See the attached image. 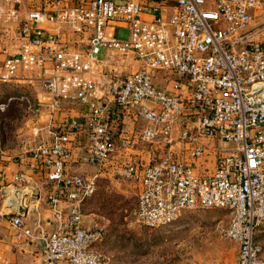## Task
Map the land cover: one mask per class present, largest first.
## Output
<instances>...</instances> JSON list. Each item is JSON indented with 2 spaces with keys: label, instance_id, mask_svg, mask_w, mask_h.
<instances>
[{
  "label": "built area",
  "instance_id": "built-area-1",
  "mask_svg": "<svg viewBox=\"0 0 264 264\" xmlns=\"http://www.w3.org/2000/svg\"><path fill=\"white\" fill-rule=\"evenodd\" d=\"M24 2L0 0V85L36 84L43 98L37 105L52 117L66 102L84 109L83 120L33 149L51 185L56 229L38 220L34 230L8 213L18 241H42L38 264H110L97 248L102 231L84 222L98 175L70 172L66 161L71 134L80 130L88 136L89 162L102 165L118 152L111 102L145 122L121 150L155 142L171 147L175 130L194 159L216 150L211 173L172 155L125 163L122 176L139 184L136 221L158 228L186 210L224 209V235L239 246L238 264H264L256 237L264 224V0H49L51 9H25ZM111 21L124 23L128 37L107 35ZM70 34L87 35V47L72 44ZM131 58L140 67L123 70ZM160 71L185 79L189 92L159 87ZM209 140L225 146L217 151ZM29 179L27 172L15 176L18 184Z\"/></svg>",
  "mask_w": 264,
  "mask_h": 264
},
{
  "label": "rangeland",
  "instance_id": "rangeland-1",
  "mask_svg": "<svg viewBox=\"0 0 264 264\" xmlns=\"http://www.w3.org/2000/svg\"><path fill=\"white\" fill-rule=\"evenodd\" d=\"M124 32H120L121 36ZM38 96L40 90L36 84L10 82L0 85V142L3 141L7 150L24 146L35 149L44 140L42 131L38 134L31 132L38 121L41 126L46 123L40 118L44 108L37 105ZM209 141L217 145V151L225 146L221 141ZM169 152L172 156L182 155L177 148ZM215 152L213 149L206 159H194L188 154L186 161L189 164L203 161L201 163L209 170V165L215 166ZM167 153H160L161 158ZM161 158L157 154L155 160L150 161L155 163ZM97 183L95 194L83 205L86 219L90 221L85 225L102 231L97 248L110 257V264H238L239 246L224 235L229 221L226 210H186L170 225L147 228L135 219L139 193L137 182L124 178L120 169L112 179L99 177ZM46 186L51 189L50 184ZM28 191L31 190L26 193ZM29 192L27 198L37 196L35 192ZM23 195L25 193L19 198ZM12 204H16V200ZM256 237L264 245V224L256 232Z\"/></svg>",
  "mask_w": 264,
  "mask_h": 264
},
{
  "label": "crops",
  "instance_id": "crops-1",
  "mask_svg": "<svg viewBox=\"0 0 264 264\" xmlns=\"http://www.w3.org/2000/svg\"><path fill=\"white\" fill-rule=\"evenodd\" d=\"M48 1L49 0H25L23 6L25 9L53 8L52 3ZM153 1L158 2L161 0ZM46 26L49 27L50 25L47 24ZM122 31H125L123 36L120 34ZM126 31L128 30L124 23L111 21L106 26V33L109 36L124 39L129 35ZM70 38L73 41L72 44L76 47L81 49L87 47V35L79 37L70 34ZM140 65L141 62L139 59L131 58L130 65L125 66L123 70L129 72L136 71ZM98 76L103 77V75L100 74ZM155 81L159 87L165 88L170 93L187 94L190 90L186 80L174 74L163 72L158 75V73H156ZM40 96H38L37 100L43 99ZM41 107H43L44 110H41L40 118L46 120V123L41 126L38 121L37 125L31 128V132L33 134H38L42 131L44 142H51L54 139L53 132H61L73 119L83 120L84 109L76 103H64L61 110L55 112V116L53 117L49 114V110L46 107ZM109 111L112 119H116L117 117L119 119L114 129V138L118 147V154L116 153L117 155L115 154L112 159L106 161L102 165L89 162L87 159L89 155L87 133L81 130L73 132L71 134V154L70 158L66 161V168L68 171L86 177L98 175V178L105 177L112 179L114 173L120 170L129 160H141L146 163H152L150 160H155L157 154L159 158L162 156L160 153H165L167 151L168 155H173L170 154L169 151L173 149L176 150V148L182 155L175 156L183 159L186 158L185 160L188 159L189 152L187 148L178 140L179 130H175L173 133L174 141L171 147L169 144L155 142L152 144L139 143L134 149H129V151L127 149L121 150L124 138L134 137L138 130L143 127L144 121L141 117H138L134 111L123 110L113 102L109 105ZM167 154L164 156H167ZM201 162L203 163V161ZM201 162L195 161V163L191 164H193L197 170H201L202 172L205 171V173H211L214 170V165H209V170H206L207 168L204 167ZM21 172H27L29 174L30 179L25 184H18L15 182V176ZM46 173L43 164L34 156L33 147L28 148L24 146L7 150L2 147L0 142V264L39 263L43 246L42 241L38 239L18 241L15 237V229L10 224V218L12 213L14 214L18 211V207L22 203L24 207L27 208L26 215L23 216V218L30 227L37 230V222L41 220L44 229L47 231L50 232L56 229L57 223L46 201V195H48L50 191L48 190V186H46L50 184L47 180ZM11 189H20L23 193H26V191L30 189V192H35L37 196H29L27 198L25 194V196L23 195L21 198L16 197V204H12V202L15 203V200L11 202ZM43 197L45 198L43 199ZM84 222H90L86 219L85 214Z\"/></svg>",
  "mask_w": 264,
  "mask_h": 264
},
{
  "label": "water",
  "instance_id": "water-1",
  "mask_svg": "<svg viewBox=\"0 0 264 264\" xmlns=\"http://www.w3.org/2000/svg\"><path fill=\"white\" fill-rule=\"evenodd\" d=\"M22 192H23L22 190L17 189V190L15 191V195H16L17 197H19L20 194H21ZM26 212H27V208L24 207V205H20V206L18 207V211L15 212L14 214H15V215H18V216H25V215H26Z\"/></svg>",
  "mask_w": 264,
  "mask_h": 264
},
{
  "label": "bare ground",
  "instance_id": "bare-ground-1",
  "mask_svg": "<svg viewBox=\"0 0 264 264\" xmlns=\"http://www.w3.org/2000/svg\"><path fill=\"white\" fill-rule=\"evenodd\" d=\"M14 190V189H13ZM10 193H11V200H16V195H13V194H15V191H12V189H11V191H10ZM23 193V192H22ZM21 195V194H20ZM13 198V199H12Z\"/></svg>",
  "mask_w": 264,
  "mask_h": 264
},
{
  "label": "trees",
  "instance_id": "trees-1",
  "mask_svg": "<svg viewBox=\"0 0 264 264\" xmlns=\"http://www.w3.org/2000/svg\"><path fill=\"white\" fill-rule=\"evenodd\" d=\"M2 140V139H1ZM1 145H2V147H4V145H3V141H2V143H1Z\"/></svg>",
  "mask_w": 264,
  "mask_h": 264
}]
</instances>
